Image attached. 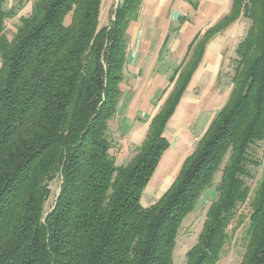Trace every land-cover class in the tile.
Instances as JSON below:
<instances>
[{
    "label": "trees",
    "instance_id": "16d2710c",
    "mask_svg": "<svg viewBox=\"0 0 264 264\" xmlns=\"http://www.w3.org/2000/svg\"><path fill=\"white\" fill-rule=\"evenodd\" d=\"M7 1L0 0V264H174L182 225L217 175L218 197L185 264H218L235 222L245 227L240 264H264V158L257 159L264 145V0H233L230 14L191 45L184 80L122 166L110 123L122 97L128 28L143 0H119L108 26L100 24L103 0H35L12 36L6 22L24 2ZM240 18L249 26L235 50L228 102L167 192L143 207L170 147L166 125L208 40ZM254 169L261 175L253 188ZM56 180L59 194L46 212ZM243 205L249 213L240 216Z\"/></svg>",
    "mask_w": 264,
    "mask_h": 264
},
{
    "label": "crops",
    "instance_id": "0c3cea01",
    "mask_svg": "<svg viewBox=\"0 0 264 264\" xmlns=\"http://www.w3.org/2000/svg\"><path fill=\"white\" fill-rule=\"evenodd\" d=\"M107 1V7L106 0L102 2L101 26L111 24L119 3V0H114L113 13L109 16L112 2ZM195 1L197 9L193 7ZM11 2L10 6L14 0ZM32 7L21 17L28 16ZM232 7L233 0H143L137 21L128 28L127 64L118 105L121 112L112 122V126L118 123V130L115 131L122 138L118 153H114L117 165H126L132 160L137 148L146 139L152 120L161 112L180 80H184L182 73L193 53L191 45L204 39L208 31L230 14ZM108 17L109 20L104 23L103 20ZM248 26L249 22L240 18L208 40L203 58L188 80L166 125L164 136L170 147L154 173L155 179L144 191V198L146 196L148 200L144 203L142 199L141 203L145 208L160 200L171 187L186 158L228 102L232 86L226 83L224 75ZM233 44V51L228 53ZM201 117L203 121L205 117L207 119L200 131ZM124 123L127 125L124 126Z\"/></svg>",
    "mask_w": 264,
    "mask_h": 264
},
{
    "label": "rangeland",
    "instance_id": "374dc122",
    "mask_svg": "<svg viewBox=\"0 0 264 264\" xmlns=\"http://www.w3.org/2000/svg\"><path fill=\"white\" fill-rule=\"evenodd\" d=\"M12 0H10L8 3H6V6L9 7ZM35 0H23V6L20 8L18 15L13 18L10 19L6 22V28L7 31L9 33L10 36H12L15 32H16V28L19 25V20L21 16H24V14H27L30 12V9L32 7V4ZM111 4L112 7L110 9V14L109 16H111V14L113 13V4H115L114 0H111ZM10 3V4H9ZM106 7L108 5V1L106 0L105 3ZM109 20V17L103 20V22H107ZM247 28L245 29L246 32ZM235 43V42H234ZM235 44H233L231 46V48H229L227 50L228 53L232 52L234 49ZM230 67L229 69L225 72V78H226V83L228 85H231V76L233 74V70H234V63H233V58L230 61ZM1 65V64H0ZM121 112V108H118V116L120 115ZM127 116V115H125ZM209 115H207L208 117ZM119 118V117H118ZM117 119V117H115L111 123H110V129L111 132L109 134V138L111 143L113 144V148H117L115 149L113 152L114 153H118V147L120 146V141H122V138H120V133L118 131V123L116 122L115 125L112 126V122L115 121ZM207 118L205 117V120ZM124 120V118H123ZM204 120V121H205ZM204 121H203V117H201V121H200V131L203 129L204 125ZM123 122V121H121ZM127 123H124V126H126ZM127 129H124V131H126ZM264 158V145L261 147H259V149H257V159L259 160H263ZM254 173H255V177L256 179L252 182H249V185L251 187H255L257 180L260 177V173L261 170H257L254 169ZM153 179H155V175L153 176V178L150 181H153ZM219 182V175L216 176L215 178V182L213 184V186L211 188H209L200 198L197 206L195 207V210L185 219L182 228L180 230L179 233V237H178V241H177V247L175 249L174 252V264H185L186 262V253L197 243L199 234L202 231L205 219H206V213L208 211L209 206L217 199L218 197V193H217V188L216 185ZM149 184V185H150ZM59 188H60V182L59 180H56L54 182L51 183L50 185V190H51V196L49 201L47 202L46 205V212L50 211L55 202H56V198L57 195L59 194ZM144 194L143 193V197L142 199L144 200V203L148 200V197L144 198ZM153 198V197H152ZM151 198V200H153ZM154 198H156L154 196ZM142 200V201H143ZM143 206V203H142ZM144 207V206H143ZM239 215H247L249 213V208L247 205H243L239 208L238 211ZM239 216V217H240ZM237 229L235 238L231 240V242L226 246L225 251L222 254L221 260L219 261L218 264H240L241 260H242V256L244 254L245 251V246L244 244L240 241V238L242 237V233L245 229L244 226L242 227H238L237 222L233 223L232 227H231V231H234Z\"/></svg>",
    "mask_w": 264,
    "mask_h": 264
}]
</instances>
